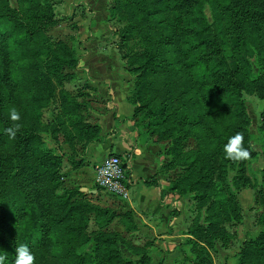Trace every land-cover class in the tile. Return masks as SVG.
I'll list each match as a JSON object with an SVG mask.
<instances>
[{"label":"rangeland","instance_id":"1","mask_svg":"<svg viewBox=\"0 0 264 264\" xmlns=\"http://www.w3.org/2000/svg\"><path fill=\"white\" fill-rule=\"evenodd\" d=\"M205 24L240 98L198 64L214 49L193 44L202 33L188 41L189 27ZM237 133L246 160L225 158ZM107 140L128 168L158 156L179 215L158 226L99 188ZM20 244L35 264H264V0H0L5 264Z\"/></svg>","mask_w":264,"mask_h":264},{"label":"crops","instance_id":"2","mask_svg":"<svg viewBox=\"0 0 264 264\" xmlns=\"http://www.w3.org/2000/svg\"><path fill=\"white\" fill-rule=\"evenodd\" d=\"M97 144L100 145L99 143L90 144L88 155L91 158ZM105 146L109 148V154L125 152L122 147L112 145L110 140L106 141ZM157 157L156 154L147 151V155H137L129 164L128 171L131 173V178H129L130 198L128 201L130 208L142 219H150L152 223L159 226L161 220L164 221L163 224H166V221L172 219L173 206L177 205L178 201L173 193V185L157 175ZM153 176H158V184L147 185L146 181H150Z\"/></svg>","mask_w":264,"mask_h":264},{"label":"trees","instance_id":"3","mask_svg":"<svg viewBox=\"0 0 264 264\" xmlns=\"http://www.w3.org/2000/svg\"><path fill=\"white\" fill-rule=\"evenodd\" d=\"M184 6V5H183ZM232 9V13L230 12L229 14V18H231V25H233V27L237 26V22H236V16L235 14L236 13H239L242 12L243 14H248L250 13L251 11V5L248 4L246 1H244L242 4L238 5V6H233L231 7ZM211 26L208 25V24H205L203 26H200L199 28L193 26V27H189V39L188 41H191L197 34H200L202 33L203 35L201 36H198V40L196 42H193L194 45H196L197 47H201V49L203 51H205L208 46L212 45V49H214L211 54L209 55V58L203 56V57H200L199 58V63L198 64H201L203 65V70L204 71H207L209 68L211 69V71L213 70V68H217L216 70V74H217V80L221 86L220 87H223L221 88L222 90H225V91H228V97H230L231 95L236 94L237 97L240 98L241 96V89H240V85H239V82L237 81V79L235 78V74L233 72V70L231 69L229 63L227 62V56L224 54V49L221 48L220 50L217 49V47H221V45H218V43L211 41V42H208V40H212L210 38H207V33L208 32V29L210 28ZM212 28V27H211ZM207 38V40H206ZM188 43V42H187ZM190 45V44H189ZM187 49H191V47H188ZM201 61V62H200ZM202 72V71H201ZM201 72H198L197 75L198 77H201L200 74ZM219 74H220V77H219ZM203 77H206V73H203L202 74ZM225 79V82L224 80ZM222 81V82H221ZM242 105V103H241ZM232 120H230V123H231ZM233 122V121H232ZM122 157V156H121ZM127 166V165H126ZM128 175H129V171H128ZM146 184L151 186V185H157L158 184V181L157 179H151L150 181H146ZM61 200L60 197L57 198V201H56V209H59L61 208V204L63 203L62 201H59ZM172 215H179L178 212H172ZM194 264H200L199 262H195Z\"/></svg>","mask_w":264,"mask_h":264},{"label":"clouds","instance_id":"4","mask_svg":"<svg viewBox=\"0 0 264 264\" xmlns=\"http://www.w3.org/2000/svg\"><path fill=\"white\" fill-rule=\"evenodd\" d=\"M8 118L16 122L21 119V116L15 108H11L8 113ZM19 128V124H14L4 131L9 138H15ZM223 152L225 158L232 161L246 160L250 155L249 151L243 147V136L240 133L228 138L227 142L223 145ZM5 259V255L0 254V264H5ZM35 259V254L26 245L20 244L15 247L13 264H35Z\"/></svg>","mask_w":264,"mask_h":264},{"label":"built area","instance_id":"5","mask_svg":"<svg viewBox=\"0 0 264 264\" xmlns=\"http://www.w3.org/2000/svg\"><path fill=\"white\" fill-rule=\"evenodd\" d=\"M95 181L100 189L121 200H129L128 167L122 160L121 155H109L101 164L97 165L95 168Z\"/></svg>","mask_w":264,"mask_h":264}]
</instances>
